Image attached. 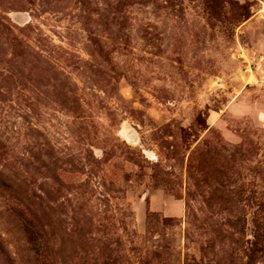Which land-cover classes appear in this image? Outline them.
<instances>
[{
    "label": "rangeland",
    "instance_id": "374dc122",
    "mask_svg": "<svg viewBox=\"0 0 264 264\" xmlns=\"http://www.w3.org/2000/svg\"><path fill=\"white\" fill-rule=\"evenodd\" d=\"M0 264H264V0H0Z\"/></svg>",
    "mask_w": 264,
    "mask_h": 264
}]
</instances>
